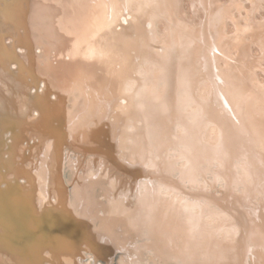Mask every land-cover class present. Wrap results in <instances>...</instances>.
Listing matches in <instances>:
<instances>
[{"label": "bare ground", "instance_id": "1", "mask_svg": "<svg viewBox=\"0 0 264 264\" xmlns=\"http://www.w3.org/2000/svg\"><path fill=\"white\" fill-rule=\"evenodd\" d=\"M178 1L0 8V264H264V101Z\"/></svg>", "mask_w": 264, "mask_h": 264}, {"label": "rangeland", "instance_id": "2", "mask_svg": "<svg viewBox=\"0 0 264 264\" xmlns=\"http://www.w3.org/2000/svg\"><path fill=\"white\" fill-rule=\"evenodd\" d=\"M17 0H0V8L2 7V6H4V5H6V3H12V2H16ZM27 1V0H26ZM215 1V0H214ZM213 0H210V3H211V5H210V7H211V13H212V15H216V14H221V16L220 17H224V18H221L220 19V21H218L220 24H216V23H214V25L215 26H217L216 28H214L213 30L211 29L212 28V26H211V28L209 29L210 30V32H212V34L214 35V37H213V43H214V45H215V56H217L218 57V59H219V61L217 60V62L215 61V69L217 70H215L216 72H222L223 71V73H228V74H231L233 77H237V79L238 78H240L241 76L242 77H248L249 76V78H247V80L249 81V83L251 84V86H253V91H255V93H257L256 95H261L260 96V98H261V101L263 102L264 101V71H262V70H264V0H230V2H231V5H229L228 3V0H216L217 2H214ZM193 2V3H192ZM195 2V3H194ZM199 1H196V0H180V1H178L177 3H176V10H175V12L177 11V13L176 14H178L179 16H181L179 19H181L183 22H186L187 23V25H188V27H189V25H190V22L192 23L191 25H190V27L189 28H193V25H195V26H197V25H200V22L201 21H203V19L205 18V15H204V12H203V10H202V8L197 4ZM220 2V4H218ZM226 2H228L227 4H226ZM215 4H216V6H215ZM222 4V5H221ZM253 6H252V5ZM213 5V6H212ZM241 5V6H240ZM224 6H225V9H224ZM218 7V8H217ZM257 7V8H256ZM262 8V9H261ZM257 9V10H256ZM181 10V11H180ZM226 10V11H225ZM238 11V12H237ZM246 11V12H245ZM202 12V13H201ZM224 12V13H223ZM249 12V13H248ZM256 12V13H255ZM215 13V14H214ZM245 13V14H244ZM260 13V14H259ZM204 16H203V15ZM184 16V18H183V16ZM237 15V16H236ZM203 16V17H202ZM234 16V17H233ZM244 16H245V18L247 19H245L244 18ZM160 17H163V16H160L159 15V18ZM196 17V18H195ZM227 17V18H226ZM244 18V19H243ZM200 20V21H199ZM225 20V21H224ZM232 20V21H231ZM241 20V21H240ZM250 20V21H249ZM261 20V21H260ZM243 21V22H242ZM160 22V23H159ZM189 22V23H188ZM198 22V23H197ZM222 22V23H221ZM232 22V23H231ZM236 22V23H235ZM250 22V23H249ZM263 22V23H262ZM7 20L2 16V15H0V31H2V32H0V33H2V34H4L3 35V41H4V44H7V45H9V47H12V42H13V34L12 33H10V34H8L7 33ZM157 24L159 23V24H162L161 25V28L160 27H158V25H157V27L161 30L162 29V32H163V34H165L166 36H165V39H166V37H167V39H169V30H170V28L168 27V21H167V19L166 18H160V21H158V22H156ZM238 23V24H237ZM245 23V24H244ZM247 23H248V25H247ZM222 24V26H220ZM225 26H224V25ZM235 24H237L236 26H238V25H240V27L238 26V28L237 29H242V30H244L245 29V31H242L241 30V32H240V30H238L237 31V29L235 30V28H234V26H235ZM256 24V25H255ZM243 25H245L246 27L244 28V27H241V26H243ZM219 26V27H218ZM248 26L250 27V29H251V31H249V29H248ZM255 26H260L259 27V29H258V27H255ZM220 27H222V29H220ZM253 27V28H252ZM255 27V28H254ZM221 30H219V29ZM234 28V29H233ZM246 28H247V31H246ZM253 29H255V30H260V32L259 31H257L256 33H255V31L253 30ZM166 30V31H165ZM212 30V31H211ZM214 30H215V32H214ZM218 30H219V33H218ZM225 30V31H224ZM253 30V31H252ZM208 32V31H207ZM220 32H222V33H220ZM228 32V33H227ZM237 32V33H236ZM242 32H243V35L245 34V36H243L242 37V35H240V33L242 34ZM245 32H248V33H245ZM251 32V33H250ZM215 33V34H214ZM216 33H217V35H218V37H217V35H216ZM236 33V34H235ZM252 33H254V34H252ZM258 33H260V34H258ZM226 34H228V35H226ZM229 34L230 35H232V37H233V41H235L236 39L239 41V42H233V41H231V39H232V37H231V39H230V36H229ZM234 34H235V36H234ZM250 34H252V35H250ZM212 35V36H213ZM224 36V37H223ZM255 36V37H254ZM220 37V38H219ZM229 37V38H228ZM262 37V38H261ZM215 38V39H214ZM253 38V39H252ZM227 39V40H226ZM228 39L231 41H228ZM247 39V40H246ZM262 39V40H261ZM236 40V41H237ZM225 41V42H224ZM222 42H224V43H222ZM231 43V45L230 44H228L229 46H226L227 44L226 43ZM232 43H234V47L232 46ZM244 45H246V47L245 46H243V44ZM258 43V44H257ZM203 44H205V48L207 47V49H210L209 47H211V44H210V42H209V46H208V43H203ZM206 44H207V46H206ZM240 45V46H238V45ZM242 44V45H241ZM256 44V45H255ZM223 45V46H222ZM257 45H259V46H257ZM220 46V47H219ZM235 46H238V47H235ZM242 46V47H241ZM219 47V48H218ZM225 49H224V48ZM231 47V48H230ZM233 47V48H232ZM259 47V48H258ZM20 50H19V49ZM220 48H222L221 50H220ZM229 48H230V52L228 51L229 50ZM236 48H237V50H236ZM244 48H245V50H244ZM238 49H240V50H238ZM242 50H243V52H242ZM24 50H22V48H20V47H18L17 45H16V47H14V49H13V52L15 53V54H17V55H20V54H23L24 52H23ZM228 52L229 54H230V56L229 57H226V55L228 54V53H226V52ZM245 51H246V54H245ZM263 51V52H262ZM231 52H232V54H231ZM237 52V53H236ZM220 53V54H219ZM222 53V54H221ZM240 53V54H239ZM262 53V54H261ZM243 54V55H242ZM257 54V55H256ZM223 57H222V56ZM236 55H239V57L237 56V58H236ZM240 55L241 56H243V57H245V58H243V57H240ZM247 55V56H246ZM220 58L222 59V60H224V62H222V60H220ZM229 58V59H228ZM242 58V59H241ZM248 58H250L251 60H249V61H247L248 60ZM237 59V60H236ZM241 59V60H240ZM244 59V60H243ZM245 59H246V63H245ZM255 61H254V60ZM228 62H227V61ZM233 61H235V62H233ZM218 62H220L219 64H218ZM249 62V64H247ZM223 63H225V64H223ZM226 63H227V65H226ZM230 63L232 64V67H236L235 69L236 70H232V69H234V68H232L231 67V65H230ZM233 63H236V64H233ZM260 63V64H259ZM218 64V65H217ZM247 64V65H246ZM222 66V68H221V66ZM233 65H235V66H233ZM236 65H238V66H236ZM242 65V66H241ZM250 67H249V66ZM226 66V67H225ZM244 66V67H243ZM246 66V67H245ZM220 68V69H218V68ZM224 67V68H223ZM228 67V68H227ZM230 67V68H229ZM243 67V68H242ZM10 68L11 69H15L16 68V66L15 65H13V63H11L10 64ZM226 68V69H225ZM242 68V69H241ZM247 68H248V71H247ZM221 70V71H220ZM240 72H239V71ZM261 70V71H260ZM234 71V72H233ZM235 71H238L239 72V74H237ZM245 72H247V73H245ZM234 73L236 74L235 76H234ZM250 73V74H249ZM245 74V75H244ZM241 77V78H242ZM244 77V78H245ZM240 78V79H241ZM244 78H242L241 80H245ZM251 78V79H250ZM202 80H207L206 78H202ZM252 81V82H251ZM241 84V83H240ZM256 86H258V87H256ZM57 86H55V88H56ZM199 88V90L197 89L196 90V88ZM203 88H204V85H202V84H197V86L195 87V89L194 90H196L194 93H200V90L202 89L203 90ZM33 90H31V92L33 91H35V89L34 88H32ZM205 89V88H204ZM263 89V90H262ZM39 90V89H38ZM201 90V91H202ZM259 90V91H258ZM262 91V92H261ZM259 92H261V94L259 93ZM54 99V100H53ZM58 99V98H57ZM57 99L56 98H50V100L52 101V102H54V103H57ZM264 103V102H263ZM188 109V108H187ZM186 110V109H185ZM6 133L7 132H4V136H3V140L4 141H8V136L6 135ZM30 140L29 141H27L26 143L27 144H30ZM5 145V144H4ZM4 145H2L1 147H0V151L1 152H4V151H6L5 150V146ZM213 168V167H212ZM216 170H218V169H215V168H213V169H211L210 171L212 172V171H216ZM214 174V173H213ZM213 176H215V174L213 175ZM205 178V177H204ZM208 178V177H207ZM21 182L22 183H25L23 180H21ZM218 188H220V189H218ZM216 189L217 190H220L221 192L223 191V190H221L222 188L221 187H218V186H216ZM215 191V188L214 189H212V192H214L215 191V193H216V195H214L213 197H212V199L213 200H216V201H224V199H221L220 197H218V195L221 193L220 191ZM207 191V190H206ZM202 193H204V192H202ZM256 202V203H255ZM255 203V204H254ZM258 202L257 201H252L251 202V205L249 204V205H247L248 207V209L250 210V209H252L251 211H256L257 209H258ZM252 205H253V207H252ZM255 205H256V208H255ZM250 206V207H249Z\"/></svg>", "mask_w": 264, "mask_h": 264}, {"label": "water", "instance_id": "3", "mask_svg": "<svg viewBox=\"0 0 264 264\" xmlns=\"http://www.w3.org/2000/svg\"><path fill=\"white\" fill-rule=\"evenodd\" d=\"M0 145H1V143H0ZM218 191H220V190H218Z\"/></svg>", "mask_w": 264, "mask_h": 264}]
</instances>
